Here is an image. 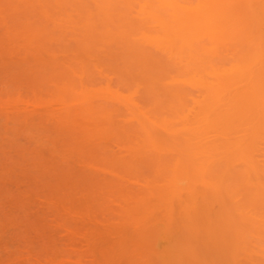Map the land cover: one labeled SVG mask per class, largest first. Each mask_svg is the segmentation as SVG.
I'll return each mask as SVG.
<instances>
[{"label":"rangeland","instance_id":"rangeland-1","mask_svg":"<svg viewBox=\"0 0 264 264\" xmlns=\"http://www.w3.org/2000/svg\"><path fill=\"white\" fill-rule=\"evenodd\" d=\"M201 1L0 0V264H264V0Z\"/></svg>","mask_w":264,"mask_h":264},{"label":"bare ground","instance_id":"bare-ground-1","mask_svg":"<svg viewBox=\"0 0 264 264\" xmlns=\"http://www.w3.org/2000/svg\"><path fill=\"white\" fill-rule=\"evenodd\" d=\"M208 1L210 2L211 0H208ZM220 1H221V0H220ZM202 2H203V1H201V4H202V5H204V3H205V5H207V4L209 5V2H208V3H207V2H203V3H202ZM211 2H213V0H212ZM211 2H210V3H211ZM221 2L224 3L225 1H224V2L221 1ZM221 2H220V3H221ZM206 3H207V4H206ZM218 3H219V2H218ZM211 4H212V3H211ZM215 4H217V3H215ZM205 5H204V6H205ZM218 5H219V4H218ZM263 5H264V4H263ZM204 6H202V8H203ZM210 6H212V5H210ZM219 7H220V9H221V6H219ZM219 7L216 6V11L220 10V9H218ZM263 7H264V6H263ZM205 8H207V7H205ZM214 8H215V7H214ZM211 9L214 10V9H213V6L210 7V8H209V6H208V10L210 11ZM262 10H263V9H262ZM189 11L192 12V11H194V10L189 9ZM196 11H197V10H196ZM198 11H202V10H198ZM206 11H207V10H206ZM220 11L222 12V9H221ZM194 12H195V11H194ZM254 12H255V11H253V14H254ZM195 13H197V12H195ZM195 13H194V14H195ZM206 13H207V12H206ZM222 13H223V12H222ZM222 13H220V14H222ZM260 13H261V12H260ZM260 13H259V14H260ZM199 14H200V13H199ZM253 14H252V15H253ZM255 14H258V13L256 12ZM259 14H258V19H259V16H260ZM224 15H225V14H223V16H224ZM226 15H227V14H226ZM249 15H250V17H249V16H248V17L251 18V14H249ZM159 16H161V15H159ZM197 16H199V15H197ZM221 16H222V15H221ZM253 16H254V15H253ZM255 16H256V15H255ZM224 17H225V16H224ZM224 17H223V18H224ZM260 17L263 18V17H262V14H261ZM219 18H222V17H219ZM226 18H227V16H226ZM226 18H224V19H226ZM228 18H229V16H228ZM261 18H260V20H262ZM224 19H222V20H224ZM258 19H256V21H259ZM263 19H264V18H263ZM220 20H221V19H220ZM229 20L231 21L230 18H229ZM239 20H240V19H239ZM237 21H238V20H237ZM240 21H241V20H240ZM242 21H243V20H242ZM249 21H250V20H249ZM252 21L254 22V18L251 20V22H252ZM256 21H255V23H256ZM221 22H222L223 24H225V20H224V21H221ZM227 22H228V21H227ZM231 22H232V21H231ZM262 22H264V20H263ZM238 23H239V22H238ZM240 23H241V22H240ZM243 23H244V22H242L241 24L243 25ZM255 23H254V24H255ZM257 23H258V22H257ZM257 23H256V26H259V25L261 24V23H260V24H257ZM228 24H230V23H228ZM241 24H240V25H241ZM252 24H253V23H251L250 25H251L252 27L255 28V25H252ZM244 25H246V23H245ZM262 25H264V24H262ZM237 26L240 27L239 25H237ZM246 26H247V25H246ZM223 27H224V26H223ZM241 27H242V26H241ZM262 27H263V26H262ZM233 28H234V27H233ZM243 28H244V26H243ZM259 28H261V25L259 26ZM246 29H247V27H246ZM250 29H251V28H250ZM250 29H249V30H250ZM252 29H253V28H252ZM255 29H256V28H255ZM255 29H254V31H255ZM235 30H236V31L238 30L239 33H240V31H242V30H239V29H233L234 32H235ZM247 30H248V29H247ZM263 30H264V29H263ZM233 31H232V32H233ZM259 31L262 32V29H261V30H258V27H257V29H256L255 32L258 33ZM249 32H250V31H249ZM263 32H264V31H263ZM241 33H243V32H241ZM257 33H255V36H254L255 38H256V35H257V36H258V34L261 35L260 32H259L258 34H257ZM253 34H254V33H253ZM263 34H264V33H263ZM261 37H262V39H263V41H264V38H263L264 35L261 36ZM261 37H258V39L256 38V41L258 42L256 45H257L258 48L255 47L256 45L253 43V44L255 45V46L253 45V49H254V47H255V50H256V51H255V50H253V51H254L256 54H255L252 50H250L255 56H254L252 53H249L248 55H251V54H252V58H250V59H245V60H244V57H245V56L243 55L244 53L242 54V55L244 56V57H243V60H244V64H245V65H244V67H243V64H242L241 66L243 67L242 69H244L245 72L243 73L244 70H241L242 73L240 72V68H241V67H239L237 71H236V69L234 70V71L237 72L238 75H239L238 72H240V74H242V75L245 74L246 72L249 73V74H252V73H253V76H252L253 78L257 75V76H256V77H258V78H256V81H257V82L255 81V82L257 83V85H256V84H254V85L257 86L256 88H258V87L260 86V87L257 89L258 92H261V91L263 92V91H264V67L261 66V65H262L261 63L263 62L262 60L264 59V57H263V55H261V56L263 57V59H262V58L259 56L260 54H264V49L262 50V48H261V46H262L261 43H263V41L259 43V41L261 40ZM184 40H185V39H184ZM186 40H189V39H186ZM191 41H193V40H191ZM250 41H251L250 43H252L253 41L255 42V39L250 40ZM183 42H185V41H183ZM186 43H187V42H186ZM191 43H192V42H191ZM181 44H182V43H181ZM184 44H185V43H184ZM258 44H259V46H258ZM182 45H183V44H182ZM186 45H187V44H186ZM251 46H252V45H251ZM256 48H257L258 50H257ZM260 48H261V49H260ZM259 50H260V52L257 53V51H259ZM262 51H263V52H262ZM261 52H262V53H261ZM258 54H259V55H258ZM245 55H246V54H245ZM240 56H241V54H240ZM246 56H247V55H246ZM257 56H258V58H257ZM241 58H242V57H240V59H241ZM260 58H261V59H260ZM243 60H242V61H243ZM239 62H240V60H239ZM260 62H261V63H260ZM240 63H241V62H240ZM240 63H239V64H240ZM239 64H238V66H239ZM254 64H255V65H254ZM263 64H264V63H263ZM253 65H254V67H253ZM259 65H260V66H259ZM238 66H236L235 68H237ZM255 66H257L258 71H256L257 69L255 68ZM253 68L256 69V70H254ZM254 72H257V74L254 73ZM234 73H235V72H234ZM254 74H255V75H254ZM257 79H259V80H257ZM254 80H255V79H254ZM254 88H255V87H254ZM260 89H261V90H260ZM262 92H261V94H262ZM259 94H260V93H258V95H259ZM263 94H264V93H263ZM263 94H262V95H263ZM262 95H261V96H262ZM259 96H260V95H259ZM258 99L260 100L259 97H258ZM260 102H261V105L264 104V95L261 97V101H260ZM263 106H264V105H263ZM255 178H257V177H255ZM255 190H256V188H255ZM256 191H258V192H259L258 194H259L260 196H262V198L264 199V182H263V183H258V187H257V190H256ZM254 197H255V196H254ZM250 198H251V197H250ZM256 199H257V198H256ZM257 200H258V199H257ZM250 201H252V199H251ZM261 202H262V201H261ZM250 204H251V202H250ZM255 204H256V203H255ZM257 206H258V205H257ZM255 207H256V206H255ZM262 208H264V206H263ZM259 209H260V208H259ZM261 213H262V209H261ZM259 215H260V214H259ZM262 216H264V213L262 214ZM262 216H261V218H263ZM256 217H257V216H256ZM254 218H255V217H254ZM250 220H251V219H250ZM254 220H255V219H254ZM259 220H261V219H259ZM263 220H264V219H263ZM261 221H262V220H261Z\"/></svg>","mask_w":264,"mask_h":264}]
</instances>
